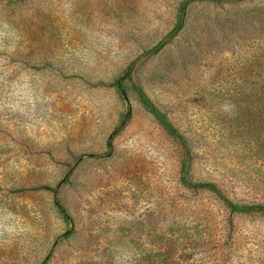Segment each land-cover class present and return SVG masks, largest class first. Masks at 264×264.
I'll list each match as a JSON object with an SVG mask.
<instances>
[{
    "label": "rangeland",
    "instance_id": "obj_1",
    "mask_svg": "<svg viewBox=\"0 0 264 264\" xmlns=\"http://www.w3.org/2000/svg\"><path fill=\"white\" fill-rule=\"evenodd\" d=\"M0 264H264V0H0Z\"/></svg>",
    "mask_w": 264,
    "mask_h": 264
},
{
    "label": "trees",
    "instance_id": "obj_2",
    "mask_svg": "<svg viewBox=\"0 0 264 264\" xmlns=\"http://www.w3.org/2000/svg\"><path fill=\"white\" fill-rule=\"evenodd\" d=\"M147 105H148V106H149V107H150L155 113L158 114L157 109H155V107H153L152 103L147 102ZM199 185H202V186H211V185L208 184V183H201V184H199ZM235 208L240 209V210H248V208H246V207H243V208L235 207Z\"/></svg>",
    "mask_w": 264,
    "mask_h": 264
}]
</instances>
